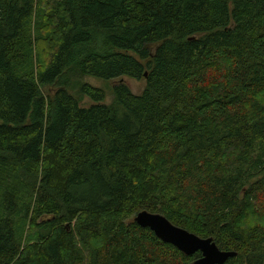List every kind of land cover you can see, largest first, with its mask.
Listing matches in <instances>:
<instances>
[{"label": "trees", "instance_id": "trees-1", "mask_svg": "<svg viewBox=\"0 0 264 264\" xmlns=\"http://www.w3.org/2000/svg\"><path fill=\"white\" fill-rule=\"evenodd\" d=\"M143 211L264 264V0H0V264L201 258Z\"/></svg>", "mask_w": 264, "mask_h": 264}, {"label": "water", "instance_id": "water-1", "mask_svg": "<svg viewBox=\"0 0 264 264\" xmlns=\"http://www.w3.org/2000/svg\"><path fill=\"white\" fill-rule=\"evenodd\" d=\"M134 221L141 228L151 230L163 243L176 247L186 257L200 253L201 258L194 264H226L230 259L238 257L237 252L220 250L213 238L202 239L173 225L161 214L143 211L136 216Z\"/></svg>", "mask_w": 264, "mask_h": 264}, {"label": "rangeland", "instance_id": "rangeland-1", "mask_svg": "<svg viewBox=\"0 0 264 264\" xmlns=\"http://www.w3.org/2000/svg\"><path fill=\"white\" fill-rule=\"evenodd\" d=\"M82 81L94 86L95 88L102 89L106 93V96H107L106 104H111L113 102L114 100L113 90L115 86L121 82L126 84L131 89V92L136 96L141 95L146 88L145 80L137 81V80L130 79V78H123L122 80L107 82V81H103L100 79L89 77V78L83 79ZM92 104L93 102L89 98L84 97L82 99V106L89 107Z\"/></svg>", "mask_w": 264, "mask_h": 264}]
</instances>
